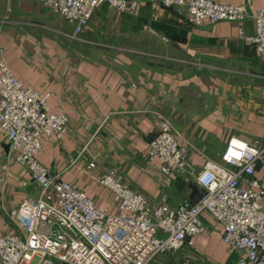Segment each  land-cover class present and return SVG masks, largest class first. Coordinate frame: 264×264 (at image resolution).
<instances>
[{
    "label": "crops",
    "instance_id": "obj_1",
    "mask_svg": "<svg viewBox=\"0 0 264 264\" xmlns=\"http://www.w3.org/2000/svg\"><path fill=\"white\" fill-rule=\"evenodd\" d=\"M217 1L244 3L251 12L264 9V0ZM8 5L10 16L36 25L24 35L3 31L7 34L0 45L8 66L25 84L48 94L51 109L68 115L66 135L60 142L43 136L37 159L97 203L109 198L97 183L109 170L118 171L150 203L161 193L171 206L186 199L182 175L176 173L163 186L159 161L146 156L157 112L169 119L179 142L188 145L196 169L206 157L219 160L229 135L264 146V59L238 35L239 26L244 36L254 34L252 17L240 25L219 21L190 26L178 7L144 1L129 14L103 4L79 40L66 36L72 27L40 3L11 0ZM49 15L63 23L55 39L39 34L48 33L39 23ZM97 48L127 51L97 55ZM8 143L0 131V233L19 231L14 212L36 194L35 182L21 175L11 159ZM254 177L264 183V160L257 162ZM204 220L207 231L195 237L194 248H201L208 264H234L238 255L228 253L221 242V228L207 214Z\"/></svg>",
    "mask_w": 264,
    "mask_h": 264
},
{
    "label": "built area",
    "instance_id": "obj_2",
    "mask_svg": "<svg viewBox=\"0 0 264 264\" xmlns=\"http://www.w3.org/2000/svg\"><path fill=\"white\" fill-rule=\"evenodd\" d=\"M0 0V6L8 2ZM47 7L72 27L73 35L84 33L95 10L106 4L117 12L133 14L144 1L178 7L190 26L219 21L239 25L254 21V34L238 35L264 59V9L251 12L244 3L217 0H31ZM156 133L146 156L159 161L163 186L173 176L195 182L204 192L191 206L185 199L169 205L161 193L155 203L134 191L116 170L97 178L109 192L97 203L77 183L59 180L37 159L43 136L60 142L68 130V115L53 110L48 94L25 84L8 66L0 48V131L10 143L9 154L35 182L36 194L24 199L14 212L18 232L0 233V264H156L160 254L195 246V237L207 231V214L221 228V242L228 253L237 254L234 264H264V183L254 177L264 146L229 135L219 160L205 158L196 169L189 147L178 140L169 119L155 113ZM94 162L88 164L93 167ZM53 194L54 198L49 194Z\"/></svg>",
    "mask_w": 264,
    "mask_h": 264
},
{
    "label": "rangeland",
    "instance_id": "obj_3",
    "mask_svg": "<svg viewBox=\"0 0 264 264\" xmlns=\"http://www.w3.org/2000/svg\"><path fill=\"white\" fill-rule=\"evenodd\" d=\"M5 10L0 11V38L1 36L7 34L6 32L4 33L3 31H7L8 29L12 30V31H16L18 33L21 34H25L28 32H31V29L36 26L35 23L33 21H29L28 18L26 17H21V18H13V16H10L11 10L7 11L6 7L4 8ZM47 13V12H46ZM48 19H45V21L40 22L42 24L39 23V26L41 28H44L45 26V30L48 31L47 32H39L43 33V35L47 38L50 39H55L59 36V33L62 34V31L60 30L63 27V23L61 21V19L57 18V17H53V15H49V17H46ZM38 26V25H37ZM16 27V28H15ZM14 28V29H13ZM35 31L34 29H32V32ZM40 31V30H37ZM104 31V30H103ZM102 31V32H103ZM66 36L73 38V39H79L81 40V35L76 36L73 35V33H68L65 34ZM101 41V40H100ZM0 48H2V46L0 45ZM127 50L123 49V48H114V49H101V48H97L95 49V53L97 55H109L110 53L114 54V55H118V54H125ZM6 49H4V55H5ZM6 56H4L5 58ZM7 62V60H6ZM8 64V63H7ZM182 180V184L183 186L186 185L185 182H183V178L181 177ZM159 182H161V177L159 174ZM195 248L192 247H183L182 249L175 251V252H169V253H164V254H160L157 257L156 260V264H208L207 262V257L202 254V250L201 248L197 250ZM196 255V256H195Z\"/></svg>",
    "mask_w": 264,
    "mask_h": 264
},
{
    "label": "water",
    "instance_id": "obj_4",
    "mask_svg": "<svg viewBox=\"0 0 264 264\" xmlns=\"http://www.w3.org/2000/svg\"><path fill=\"white\" fill-rule=\"evenodd\" d=\"M8 147L10 149V143H8ZM184 188L187 192L186 200L191 206L196 205L199 200L204 196V192L197 186L195 182L187 183ZM49 195L54 198L53 194L50 193ZM54 201L57 202L55 198Z\"/></svg>",
    "mask_w": 264,
    "mask_h": 264
}]
</instances>
